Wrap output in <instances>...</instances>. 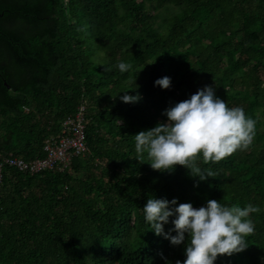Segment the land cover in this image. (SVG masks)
<instances>
[{
	"label": "trees",
	"instance_id": "1",
	"mask_svg": "<svg viewBox=\"0 0 264 264\" xmlns=\"http://www.w3.org/2000/svg\"><path fill=\"white\" fill-rule=\"evenodd\" d=\"M165 75L168 89L154 83ZM205 85L256 120L252 144L201 158L206 180L180 164L154 169L147 152L140 161L134 135ZM79 106L83 157L42 174L2 168L0 264L183 262L186 241L145 221L150 197L258 205L248 247L214 264H264V0H0V164L43 158Z\"/></svg>",
	"mask_w": 264,
	"mask_h": 264
},
{
	"label": "clouds",
	"instance_id": "2",
	"mask_svg": "<svg viewBox=\"0 0 264 264\" xmlns=\"http://www.w3.org/2000/svg\"><path fill=\"white\" fill-rule=\"evenodd\" d=\"M121 72L132 65L121 60ZM155 85L168 89L170 76L155 80ZM124 102H137L141 95L125 94ZM167 122L142 130L134 135L135 150L140 161L148 160L154 169L174 170L177 164L186 166L193 176L206 180L213 176L198 161L218 162L238 149H247L253 142L256 120L248 116L243 106L230 107L216 95L211 85H205L188 99L164 110ZM145 221L157 235H164L173 245L185 243L186 259L176 264H214L218 255H232L248 247V237L255 231L251 217L259 212L254 204L227 205L217 199L194 207L191 202L178 203V198L150 197L143 206ZM174 225L176 235L165 232V224Z\"/></svg>",
	"mask_w": 264,
	"mask_h": 264
},
{
	"label": "built area",
	"instance_id": "3",
	"mask_svg": "<svg viewBox=\"0 0 264 264\" xmlns=\"http://www.w3.org/2000/svg\"><path fill=\"white\" fill-rule=\"evenodd\" d=\"M83 115L84 106H79L73 116L62 122L60 133L45 140L43 158L29 161L14 156L5 158L0 164V183L4 166L30 175L42 174L54 170L64 171L69 168L74 157H83L87 152Z\"/></svg>",
	"mask_w": 264,
	"mask_h": 264
}]
</instances>
